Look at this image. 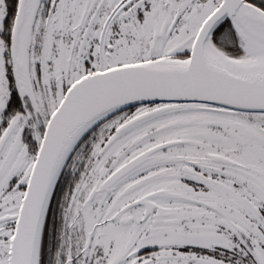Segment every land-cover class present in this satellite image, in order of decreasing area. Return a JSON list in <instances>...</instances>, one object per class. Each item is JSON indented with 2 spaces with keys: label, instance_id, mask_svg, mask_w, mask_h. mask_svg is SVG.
<instances>
[{
  "label": "snow or ice",
  "instance_id": "snow-or-ice-1",
  "mask_svg": "<svg viewBox=\"0 0 264 264\" xmlns=\"http://www.w3.org/2000/svg\"><path fill=\"white\" fill-rule=\"evenodd\" d=\"M0 264H264V0H0Z\"/></svg>",
  "mask_w": 264,
  "mask_h": 264
}]
</instances>
